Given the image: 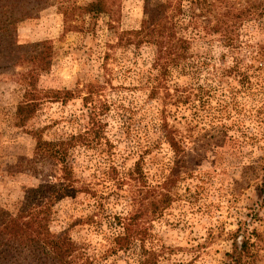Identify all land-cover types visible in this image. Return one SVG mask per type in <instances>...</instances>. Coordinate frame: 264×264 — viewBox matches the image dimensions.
<instances>
[{
  "label": "clouds",
  "instance_id": "9594fccd",
  "mask_svg": "<svg viewBox=\"0 0 264 264\" xmlns=\"http://www.w3.org/2000/svg\"><path fill=\"white\" fill-rule=\"evenodd\" d=\"M19 7L0 264H264V0Z\"/></svg>",
  "mask_w": 264,
  "mask_h": 264
},
{
  "label": "rangeland",
  "instance_id": "374dc122",
  "mask_svg": "<svg viewBox=\"0 0 264 264\" xmlns=\"http://www.w3.org/2000/svg\"><path fill=\"white\" fill-rule=\"evenodd\" d=\"M14 48L15 46L12 43L10 34L4 35V33L0 31V59L11 58Z\"/></svg>",
  "mask_w": 264,
  "mask_h": 264
},
{
  "label": "trees",
  "instance_id": "16d2710c",
  "mask_svg": "<svg viewBox=\"0 0 264 264\" xmlns=\"http://www.w3.org/2000/svg\"><path fill=\"white\" fill-rule=\"evenodd\" d=\"M7 2L12 3L14 10L16 12H22L23 9L19 7V4L21 3V0H7ZM11 19H14L15 16L13 15L12 17H10ZM9 19V17H5V18H0V31L4 33V35L6 34H10L8 29H7V24H6V20Z\"/></svg>",
  "mask_w": 264,
  "mask_h": 264
}]
</instances>
